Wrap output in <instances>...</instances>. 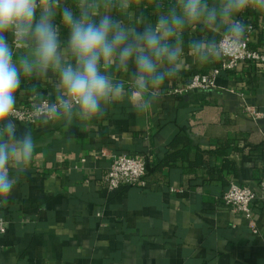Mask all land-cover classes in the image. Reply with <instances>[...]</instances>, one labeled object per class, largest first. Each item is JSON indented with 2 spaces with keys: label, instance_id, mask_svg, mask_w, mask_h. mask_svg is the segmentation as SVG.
Wrapping results in <instances>:
<instances>
[{
  "label": "crops",
  "instance_id": "0c3cea01",
  "mask_svg": "<svg viewBox=\"0 0 264 264\" xmlns=\"http://www.w3.org/2000/svg\"><path fill=\"white\" fill-rule=\"evenodd\" d=\"M171 3L164 0L165 7ZM141 11L145 22L157 14L151 0H142ZM238 19L252 27L251 48L264 53V14L248 9ZM213 35L202 25L184 30V70L167 82L146 116L121 101L92 127L16 121L31 132L36 152L7 205L0 204L7 226L0 235V264H264V68L241 63L221 74L216 89L167 96L170 87L220 66L221 61L201 67L189 54L191 41ZM114 77L127 81L128 74ZM55 80L53 73L49 79L22 78L16 108L41 99L55 102ZM246 107L262 118L245 114ZM183 130L194 147L212 152L205 157L212 169H190L179 161L156 170ZM123 155L146 163V184L110 191L107 171ZM250 156L262 157L257 168ZM195 157L193 150L189 158ZM231 182L256 192L257 233L247 218L222 204Z\"/></svg>",
  "mask_w": 264,
  "mask_h": 264
},
{
  "label": "clouds",
  "instance_id": "9594fccd",
  "mask_svg": "<svg viewBox=\"0 0 264 264\" xmlns=\"http://www.w3.org/2000/svg\"><path fill=\"white\" fill-rule=\"evenodd\" d=\"M151 2L157 14L145 22L142 0H0V204L7 205L36 152L31 132L14 118L22 78L55 75V102L34 105L46 121L92 127L121 101L146 116L184 70L185 29L214 33L188 45L192 61L206 67L244 48L240 13L264 14V0ZM121 72L127 81L114 77Z\"/></svg>",
  "mask_w": 264,
  "mask_h": 264
},
{
  "label": "built area",
  "instance_id": "2783aa9c",
  "mask_svg": "<svg viewBox=\"0 0 264 264\" xmlns=\"http://www.w3.org/2000/svg\"><path fill=\"white\" fill-rule=\"evenodd\" d=\"M246 26L247 41L244 48H242L239 53L225 56L220 66L214 67L211 74H196L193 75L186 84L170 87L167 96L171 98H184L194 92H207L216 89L218 87L217 80L221 74L235 70L241 63L258 65L264 68V53L251 48L249 34L252 31V27L249 25ZM20 51H22V49ZM44 101L52 103L49 99H41L35 105L38 106ZM244 112L255 120L262 118V114L253 108L246 107L244 108ZM14 118L17 122L27 125H36L42 119H45L36 113L34 106L16 108ZM101 155L105 156L106 151H102ZM146 169V163L137 158L128 155L115 158L111 162L106 175L108 189L110 191H115L123 187L145 186ZM262 188L264 189V184ZM256 199V192L250 187L241 186L235 182L230 183L227 191H225L221 197L222 204L225 208L230 209L234 214L243 215L248 219L254 233L258 232L255 221L252 218V205ZM6 231L7 226L5 222L0 219V235L6 234Z\"/></svg>",
  "mask_w": 264,
  "mask_h": 264
},
{
  "label": "trees",
  "instance_id": "16d2710c",
  "mask_svg": "<svg viewBox=\"0 0 264 264\" xmlns=\"http://www.w3.org/2000/svg\"><path fill=\"white\" fill-rule=\"evenodd\" d=\"M243 23L245 24V22ZM195 148L196 147L193 146L192 139L188 135V131L187 130L180 131L169 144L168 152L165 155V157L162 159V161L159 163V165L156 166V170L161 169L163 166H172L179 161L185 163L190 169H198V168H206L208 170L212 169L209 165L210 164L209 161L205 159L206 155L212 154V152H205V151L203 152L197 148L195 150ZM250 149L251 151H256V150L259 151V149L255 147H252ZM193 150L196 152V157L194 161L190 160L189 158ZM252 157L253 156H250L252 164L254 168H257L259 160L262 161L263 159L262 157L260 158L259 157L252 158ZM229 168H230V164L224 166V170L225 169L228 170ZM220 172H222V170Z\"/></svg>",
  "mask_w": 264,
  "mask_h": 264
}]
</instances>
